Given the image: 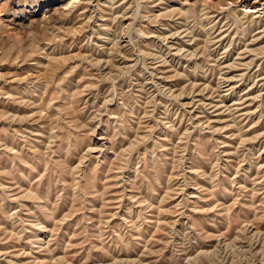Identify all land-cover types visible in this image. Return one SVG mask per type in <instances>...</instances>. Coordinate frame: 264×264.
<instances>
[{
    "label": "rangeland",
    "instance_id": "374dc122",
    "mask_svg": "<svg viewBox=\"0 0 264 264\" xmlns=\"http://www.w3.org/2000/svg\"><path fill=\"white\" fill-rule=\"evenodd\" d=\"M0 264H264V0H0Z\"/></svg>",
    "mask_w": 264,
    "mask_h": 264
}]
</instances>
